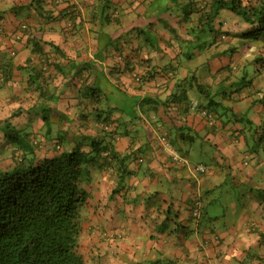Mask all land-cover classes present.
Returning a JSON list of instances; mask_svg holds the SVG:
<instances>
[{
    "label": "crops",
    "instance_id": "0c3cea01",
    "mask_svg": "<svg viewBox=\"0 0 264 264\" xmlns=\"http://www.w3.org/2000/svg\"><path fill=\"white\" fill-rule=\"evenodd\" d=\"M190 1L191 6L198 3L203 7L206 0ZM172 3V0H0V144H4L6 125L29 137L33 129L43 140L46 109L51 110L46 124L57 128L53 137L49 136L51 140L60 135L69 141L73 137L100 139L93 129L96 126L93 119L86 116V107L91 110L94 106L92 100L84 99L81 93L101 87L108 93L111 107L116 109L113 120L122 122V133L127 131L115 137L116 149L120 153H137L127 162L132 176L118 196H110L116 181L107 173L95 174L98 179L80 185L88 193L80 210V242L85 243L81 250L87 260L91 264H179L180 261L181 264H264V184L256 180L258 175L264 178V159L253 163L254 155L246 148L249 139L237 130L241 128L234 115L230 117L232 122L225 123L230 120L227 113L210 128L202 116L188 108L191 102L206 103L194 90L197 83H208H201L203 78L209 75L208 80L216 84L226 77L225 67L252 61L259 57V49L257 46L240 49L236 39L228 36L225 42L238 47L229 56V45L216 47L218 42L210 49L198 50L199 46L194 47L195 36L187 35V30L197 25L194 14L184 21L185 11L179 14L166 7L167 4L172 7ZM177 4L180 9L189 0H179ZM68 11L75 13L74 18L69 17ZM101 11L113 17L112 22L102 21ZM224 12L228 13L221 11L213 22L214 29L224 32L228 22L238 32L251 28L234 14H228L229 20L218 23ZM70 25L73 34L68 32ZM100 29L103 31L99 34ZM206 38L202 41L209 44L212 37ZM148 39L180 42L175 51L183 54V60L173 65L176 80L168 86H163L159 76L154 75L141 85L133 80L134 73L145 74L154 66L172 65L167 57L157 59L156 43L151 41L148 45ZM259 40L264 43L261 36ZM134 49H140L141 53ZM120 54L124 56L123 63L117 60ZM114 60L118 62L116 67ZM259 75L260 81L253 79V85L232 96L238 115L246 117L255 109L250 116L255 125L260 124L263 111L257 98L264 89V72ZM38 89L54 92L58 98L40 99ZM183 90H187L189 98L186 104L167 103L169 97ZM163 138L179 161L167 155ZM212 141L217 153L220 151L224 156L216 158V167L212 169L203 162H192L174 147L175 142L182 148L180 144L185 142L211 144ZM46 145L43 152L47 159L59 156L57 151L66 149L59 145L54 150L48 139ZM232 160L239 163L238 169L231 168ZM194 165L203 166L205 171H196ZM240 168L246 172L243 174ZM224 174L236 182L232 185L238 191L237 196L253 198L248 206L258 218L240 220L236 216L233 219L223 216L224 220L219 221L208 216L210 225L203 227L201 220L207 214L206 208L213 205L215 191L227 179L220 177ZM256 186L261 190L255 189ZM258 194L260 201H256ZM196 200L200 201L201 214L195 228L187 230V223L193 218L189 210ZM167 208L176 212L174 220L171 215L166 219L161 214Z\"/></svg>",
    "mask_w": 264,
    "mask_h": 264
},
{
    "label": "trees",
    "instance_id": "16d2710c",
    "mask_svg": "<svg viewBox=\"0 0 264 264\" xmlns=\"http://www.w3.org/2000/svg\"><path fill=\"white\" fill-rule=\"evenodd\" d=\"M172 2V7L176 3L175 9L179 11V14H182V11L186 12L184 21L185 17L194 14L197 25L195 28L188 29L187 35L195 36L197 42H195L194 47L197 48L199 46L198 50L210 49L215 42H218L215 45L216 47L230 45L225 42L228 36L232 40L245 37L244 35L239 36L240 32L231 35L220 31V28L214 29L215 26L213 28V22L221 11L232 12L244 24L252 26L256 30V38L261 36L264 39V0H206L203 3V7H199L198 3L191 6L193 3L189 0V4L180 9H177L179 8L177 4L179 0H172ZM165 11H168V9ZM68 15L70 18H74L75 13L72 14L68 11ZM100 17L105 23L113 20V17L110 18V15L104 11H101ZM222 25L219 27H222ZM207 29L208 36L212 37V41L209 44H206L201 39ZM102 31L103 29H100L97 33L100 34ZM68 32L73 34L72 25L68 27ZM249 37L248 34L246 38ZM236 44H240V49L245 46V44L242 45L237 40ZM229 47L230 49L227 53L230 51V55L238 49L233 42ZM257 48L259 49V57L254 58L258 61L255 66L257 70L259 68L260 72H264V43L260 42ZM134 51L138 54L141 53L140 49H134ZM250 62L244 61L240 65L243 66L245 63ZM238 68L239 65L233 68L230 65L225 67L226 77L216 84L211 80L212 82L210 81L206 84L197 83L195 85L194 90L197 97L202 101H206V103L199 102L197 113L206 120L210 128H214L216 122L223 120L227 113L229 115L228 118L233 115L229 113L231 112L230 110L226 109L224 100H227L230 94H233V91L230 93L226 92V90L235 85L237 79L232 76V73L237 71ZM129 71L132 72V67ZM44 74L46 73L44 72ZM153 75L159 76V81L163 86H168L170 82L176 80V68L154 66L150 69V72L146 71L145 74L137 73L138 79L134 76L133 80L138 85H141ZM40 77L44 78L43 76ZM222 84L226 85V87L218 89L219 86L222 87ZM38 90L40 99H44L47 96H50L51 100L58 98L54 92ZM81 94L84 99L88 97V99L91 98L92 100L94 106L91 110L86 107V116L93 119L96 124L93 129L98 134L96 137L101 138L81 137L76 140L73 137L72 141H69L67 137H57L56 151L58 150L57 147H60L59 145L66 148L57 151L60 154L57 157L52 159L45 158L46 152L40 153L41 147L45 145L42 146L36 138L32 139L29 135L21 136L18 130L9 125L4 126L6 130L5 140H3L4 144H0V156H2L0 160L3 157L9 158V163L5 165V167L7 166L6 168L0 166V264H91V260L88 261L81 250L80 210L86 204L88 193L82 191L80 185L91 183L94 178L95 180L98 179L95 174L107 173L116 181V187L111 190L110 196L112 197L115 194L118 196L120 192L124 191L126 180L132 176L127 162L137 152L120 153L116 149L115 137L127 131L124 130L122 133L120 129L122 122L117 119L113 120L116 109L111 107L110 97L106 93L101 92L98 87H92L88 89V93ZM259 94L262 95V92L259 91ZM258 98L261 100L259 103L262 104V114H264V95L258 96ZM231 99H233L232 96ZM188 100L187 90H183L181 93H175L169 97L167 103L174 105L186 104ZM102 102L105 107L97 105ZM191 103H189V109L191 108ZM202 111L211 115L214 121L212 124L201 114ZM50 112V109L43 111L45 123L50 118ZM263 119L259 125H255L248 119L245 121L242 119L244 124L251 127L248 135L246 134L247 136H245H250L248 137L249 140L252 138V141L250 140L251 143L248 140L247 152H255L254 143L259 142L262 146L260 150L264 154ZM230 122H232L231 118L229 121L226 120L225 123L228 124ZM236 122H233V124H236ZM114 124L116 126L112 127ZM237 130L243 132L247 130V127H241V129ZM105 137H111L112 140L107 141ZM89 141L90 144L87 145ZM71 142H74V144L70 147ZM86 145L88 148L84 149ZM6 146L11 149L9 153L5 151ZM1 148L3 149L2 154ZM138 162H141L140 158H138ZM197 168L198 166L195 169ZM196 209L199 211L197 217L193 215ZM189 211L191 212L190 218L198 219L201 214L200 201H194ZM161 214L166 216V219L170 215L173 220L176 218V212L173 208L171 210L167 208ZM179 225L180 222L176 226L177 230L180 228ZM118 236L121 238V235Z\"/></svg>",
    "mask_w": 264,
    "mask_h": 264
},
{
    "label": "rangeland",
    "instance_id": "374dc122",
    "mask_svg": "<svg viewBox=\"0 0 264 264\" xmlns=\"http://www.w3.org/2000/svg\"><path fill=\"white\" fill-rule=\"evenodd\" d=\"M184 1L185 0H182V2H184ZM166 7L171 8V6L169 4H167ZM172 8H173V11H176L175 6ZM224 13L225 14H221L219 16L218 23H222V19L229 20L230 16L228 14L233 15L232 12H228V13L224 12ZM229 24H230L229 22L227 24L225 23L226 28H224L223 31L225 33H229L231 35H233L234 33L237 34L238 30L237 31L235 29L233 30L232 27L230 28ZM227 27H229V28H227ZM107 31H109V30H107ZM205 31H206V33L204 35H202L201 39H203L204 37H209L208 36L209 34L207 32L208 29ZM252 32H254V33L252 34ZM255 32H256V30L253 27L249 28L247 31H242L238 34L239 36L244 35L245 37L237 38L236 40L240 41L242 43V45L245 44V46L248 48L256 47L260 43V40H259L260 37L256 38ZM248 34L250 37L246 38V37H248ZM146 41H149L148 45L152 44L151 41H154L156 43L155 47L158 50V52H157V59L158 60H161L162 57H167L172 61V65H169L167 68H169V67L171 68V67H173V65L177 66L176 64H178V62L183 60V57H182L183 54H177V52L175 51V50H177V47L180 45L179 41H174V40H172V41L163 40L162 41L160 39H148ZM141 42H143L142 39H141ZM229 46H231V44ZM182 53H184V51H182ZM229 53H231V52L229 51ZM229 53H227L228 56L230 55ZM114 56H116V54ZM257 63H258V61L256 59H253L250 63H245L243 66H241L240 63H238L239 68L237 69V71H234L232 73V76H235V79H237L236 83H235V85L232 86L231 89H229L230 93L232 91L233 92L236 91V93L234 95L230 94L229 98L227 100H224V105H225L226 109L231 111L229 113H232L235 116V119H238V123L240 124V128L241 127L242 128L247 127V130L243 131L244 136L246 134L248 135L251 127L244 124L242 122L243 121L242 119H244V121L246 119L251 121L252 118L250 119V116L254 115L255 109L252 110L250 112V115H248L246 117H243L242 115H238L239 111H238L237 104H236V102H234L231 99V96L236 97L238 91H241V89L243 87L247 88L248 86H250L253 83V79H255L257 81L261 80L260 75H259L260 71H258L260 69L258 68V70H257L256 66H255ZM117 65H118V62L114 60L113 66L116 67ZM164 68H166V67H164ZM208 78H209V75H207L205 78H203L201 83L209 82L210 80H208ZM112 80L115 82V79L112 78ZM112 85L116 87V84H112ZM225 87H226V85L224 86L222 84V87L219 86L218 89H224ZM98 88L101 90V92L108 94L101 87H98ZM261 92H262V95H264V89H261ZM101 104L99 103L97 105H100L101 107L102 106L105 107V104L103 102ZM257 104L260 105L261 103H259V101H257ZM262 115H261V119L264 118V114H262ZM263 121H264V119H263ZM253 126H255V125H253ZM50 129H51V132L49 133ZM53 130L57 131V128H55L54 124L46 125V123H45L44 132H43V138L44 139L41 141L42 136L39 137L38 135H36V133L33 132V129L31 130L32 131L31 132L32 137H30V138H32V139L36 138L37 141L39 143H41L42 146L45 145L44 147H47L46 144H47V139H48L51 147L54 150H56V144H57L56 139L51 140L50 139L51 137L49 138L50 135H52V137H53V134H54ZM18 133L21 136L25 135V133H20V132H18ZM174 133L175 132L172 131V134H174ZM60 137H63V136L60 135ZM172 137H173V135H172ZM248 137H250V136H248ZM175 143H177V142H175ZM175 143H174V145H175L174 147L179 150V153L182 156L187 157V155H188L190 160L194 163L203 162L204 164H206L205 166H207L208 169L209 168L212 169L214 167V165L216 167V161H217L216 158L218 156L224 157L220 153V151H218V153H217L215 143H213V141L211 142V144L209 142H204L203 144L202 143L190 144L188 142H185V143L180 144L182 148H180V146L176 145ZM250 143H251V141H250ZM44 147H41L42 149H41L40 153L43 152ZM253 147L256 149L255 152L252 151V153H251L254 155L253 163H257V162H259L260 158L264 159V155H263L262 151L260 150V149H262V146L259 144V142H255ZM241 148L242 147L240 146L238 149L241 151ZM4 149H5V147H4ZM5 151L9 153L11 151V149L7 148V146H6ZM2 152H3V149L1 148V154H2ZM0 157H2V156H0ZM7 163H9V158L3 157V159L0 160V166L3 168L7 167V166L5 167V165H8ZM211 163H212V165H211ZM194 166H192L193 169H195ZM230 166H232L231 168H234V169H238L240 167L239 163L235 162V160L234 161L232 160V163H230ZM218 168H216V169H218ZM241 172L244 174L246 172L245 168L241 169ZM197 173L201 174L200 172H197ZM220 177L227 178V174H224L223 176H220ZM218 178H219V176H218ZM256 180H257L258 184H260V185L264 184V178L261 177L260 175L257 176ZM232 182L236 183V182H234V179H232V178H230V180L228 178L225 179V181L223 182L222 188H219L215 191V193H214L215 198H213L214 203H213V205L208 204V206L206 208L207 214H205L203 217V220H201L203 227L210 225V220H209L208 216L209 217H212V216L216 217L219 221L224 220V217H226L228 219H233L234 216H236L240 220L257 219L258 218V216H256L255 214L253 215L252 210L251 211L249 210L248 202L251 203L250 201H252L253 198H250L249 196L248 197L246 196L245 198L237 196L238 191L232 185ZM255 183H256V181H255ZM255 189H258L259 191L261 190L260 186L259 187L256 186ZM244 192H245V190H244ZM262 197H264V194L262 195ZM260 200H261V197H260V194H258L256 197V201H260ZM86 201H87V199H86ZM195 222H197V219L190 220V222L187 223L189 225V228L187 230L194 229L195 228V225H194ZM219 223L221 224V222H219ZM181 238H182V236H181ZM181 238H180V240H181ZM84 245H85V243L82 242V246H84ZM82 249H84V248H82ZM108 255L111 256L109 253H108ZM247 259L248 258L246 257L244 259V262H246ZM181 263L182 262L180 261L179 264H181ZM237 264H240V263H237Z\"/></svg>",
    "mask_w": 264,
    "mask_h": 264
},
{
    "label": "built area",
    "instance_id": "2783aa9c",
    "mask_svg": "<svg viewBox=\"0 0 264 264\" xmlns=\"http://www.w3.org/2000/svg\"><path fill=\"white\" fill-rule=\"evenodd\" d=\"M23 30H25V27H22ZM198 106V104L196 102H194L191 106L192 109H196ZM201 114L203 116H205L207 118V120H209V122L212 124L214 121L211 118V115H209L207 112L202 111ZM162 141L164 142V150L167 153L168 156L172 157L174 160L179 161L178 156L176 155V152L172 150V148L165 142V139L163 138ZM197 171L203 172L205 171V168L203 166H198V168L196 169ZM194 216H198L199 215V211L198 209L194 210L193 213Z\"/></svg>",
    "mask_w": 264,
    "mask_h": 264
},
{
    "label": "clouds",
    "instance_id": "9594fccd",
    "mask_svg": "<svg viewBox=\"0 0 264 264\" xmlns=\"http://www.w3.org/2000/svg\"><path fill=\"white\" fill-rule=\"evenodd\" d=\"M117 60H118L119 62L121 61V63H123V62H124V56H123L122 54H120V55L117 57ZM136 74H137V73H136ZM136 74H134L133 77L135 76L136 79H138V77L136 76ZM195 102H196V103L198 104V106H199V103H198L197 101H195ZM193 103H194V102L191 103V106H192ZM198 106H197L196 109H192V108H190V110L193 111V112H197Z\"/></svg>",
    "mask_w": 264,
    "mask_h": 264
}]
</instances>
